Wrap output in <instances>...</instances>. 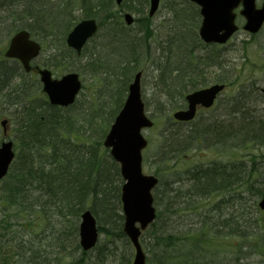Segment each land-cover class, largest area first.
<instances>
[{"label":"trees","instance_id":"1","mask_svg":"<svg viewBox=\"0 0 264 264\" xmlns=\"http://www.w3.org/2000/svg\"><path fill=\"white\" fill-rule=\"evenodd\" d=\"M147 2L148 0H134L128 1L127 6L124 5L126 10L136 13L138 18L135 23L141 28L140 32L132 35L131 31L121 26L120 31L113 35V28L109 26H120L121 22L114 16H110L112 23L110 22L106 27L107 32L111 38H117L120 44L109 52L106 51V40L96 36L83 48L82 55L77 57L74 52L66 48L63 42L68 31L57 25L53 7L60 6L61 9L74 11L75 7L80 5L78 8L83 10V17L91 18L103 12L109 14L111 10L108 5L99 0H49L50 12L38 16L33 21L28 15L26 0H0L1 7L6 8L9 16L17 11L18 15L12 16V19L17 22V27L27 29L33 36L38 37L41 43L49 44L51 50L49 58L41 65L48 68L52 66L61 74L79 64L76 67L80 74L86 81L92 78L96 84L93 90L94 97L87 95V86H85V94H82L73 106L61 109L50 106L47 99L39 93L38 88L34 94L33 90H30L29 96L24 94L26 88L30 89L33 84L37 86V82L31 76L25 75L18 63L7 61L0 63V104L2 102L17 104L15 109L17 112L13 113L17 126L13 128V131L18 150L11 167L10 177H6L0 184V201L10 207L14 206L13 209H16V212L12 214L15 216V222L20 226L24 228L26 224L39 223L43 226L44 235L48 234V237L52 235V241L60 245L65 244L67 249L77 246L75 238L78 232V216L86 209H90L95 216L100 233L103 230L101 224L109 226L111 232L118 230L121 233L122 215L119 214L121 178L116 163L111 159L108 150L103 148L102 142L109 125L122 107L127 95L128 82L134 74L142 71L144 75L151 71L157 82L160 96L168 100V103L163 102L168 106H164L162 101L157 102L159 111L165 109L174 111L183 107L184 96L187 93L204 85L203 76L206 74V67L212 66V60L208 61L210 62L208 64L200 54L201 43L196 36L200 17L194 4L187 0H165L163 4L166 9V19L162 21L163 27L159 26L156 31V28L150 27L148 24L150 20L145 16ZM74 19L78 21L76 17ZM150 32L154 33L151 36V42H149ZM127 39L129 40L126 41ZM169 42L171 48L167 44ZM165 50L172 52L174 61H168L169 53L164 56ZM157 53L161 54L159 58L164 56V59H159ZM213 57L218 58L214 53ZM164 61L172 66L170 74L166 77ZM71 62L73 65L70 64ZM192 63L201 68L199 73L191 69ZM198 78L200 82L194 84V80ZM17 79L19 86L15 91L14 87L17 85L10 87L13 86L11 83H15ZM226 82L229 85L233 83L231 71H228L224 80L222 79V83ZM24 83L27 87H24L26 86ZM197 84L198 87H196ZM96 99L102 102L98 103ZM167 121L170 125L175 124L171 116H168ZM229 127L230 129L237 127L236 132L255 134L256 138L251 140L252 143H264V136L257 135L258 130L264 127L261 119H253L249 116V118L238 120V124L230 123ZM67 132L71 134L66 135ZM210 134L213 135L212 138L216 136L213 131ZM158 136H161L162 142L170 148L167 154H172L174 149L182 148L179 155H183L187 150L185 144L177 141L174 131L166 132V129H162ZM218 140V143H222V138ZM209 141L212 142L211 139ZM64 152H69L66 156L74 162L70 173L68 170L52 171L49 167L39 164L40 157L46 154L52 162L55 154L63 155ZM229 165L218 164L215 168V164L212 163L207 166L206 171H219V169L228 168ZM232 167L235 168L232 173L234 177H241L247 169L246 163L242 161ZM251 168L258 173L255 167L250 166L249 169ZM255 182L256 180H252L250 184ZM27 198L31 200L30 204L26 203ZM114 213L119 215L118 223ZM246 220L244 225H249L250 230H254L255 221L252 224L250 218ZM155 223L151 227L153 231ZM153 235L155 250L150 251V264H172L171 259L174 257L168 256L172 247L170 246L167 250L168 241L171 238L167 235L158 242L156 241L158 236L154 232ZM5 242L3 246L7 249L4 253L7 255L13 242L7 240ZM159 245L164 246L166 256L158 253L156 247ZM19 250L23 255H18L17 261L21 264H48L41 258V252L38 250H29L28 246L24 247L23 244L20 245ZM1 259L0 264H9L6 257Z\"/></svg>","mask_w":264,"mask_h":264},{"label":"rangeland","instance_id":"2","mask_svg":"<svg viewBox=\"0 0 264 264\" xmlns=\"http://www.w3.org/2000/svg\"><path fill=\"white\" fill-rule=\"evenodd\" d=\"M122 10L124 11L126 9L124 8ZM165 11V6L161 5L155 17L148 23L150 27L153 29L156 28V31L159 26L163 27L162 21L166 19ZM4 14L5 12H3L0 16H3ZM80 14H82V11L77 13L78 16H80ZM14 15H18L17 11L14 12L13 15L8 16L6 19L0 21V63L5 61L9 62L8 59L2 56V54L7 47L6 44L9 38L14 34L15 30L19 28L16 26L15 20L12 19V16ZM100 15H97L95 19L100 20ZM133 17L136 18L134 14ZM237 23H239L240 26L243 25V21L240 17ZM106 24L107 23L104 22L103 26H106ZM121 26L122 28H126L131 31L133 35L141 31V28L136 23L133 26H129L128 28L125 27L124 21L121 20ZM153 34L154 33L150 32L149 42L152 41L151 36ZM139 35L141 36L142 33ZM34 39L36 41H41L38 37H34ZM48 45L49 44L47 42L42 45V51L40 53L41 55L38 58L36 65L44 63L49 58V53L51 50ZM200 51L201 55H206L205 49ZM221 51H223L220 59L222 64L221 69L218 67H206L207 69L205 72V79L207 81V86L215 83L218 78H225V76L228 74V71H231L233 83L231 85H226L225 91L217 98L214 108L205 111H198L194 121L189 123L190 125L180 126L173 124L175 127L181 128V130L184 131L185 129H190V127L187 128V126L195 127V125L203 122L209 116H217L220 118L222 117L221 113H223V111H227L231 108L234 101L233 98L241 96H244V98L247 99L245 101V103L248 104L246 107H252V116L258 115V117H260V113L262 109H264V28H262L260 32L253 36L244 33L240 29L235 33L233 38L224 44V48H222ZM208 52L210 53V50ZM70 64L73 65L72 62ZM76 66L78 67L79 64H76ZM76 66L71 67L69 71H77ZM203 66L204 65H202V67ZM49 67L57 77H61L62 74L68 72L64 71L60 74L57 70H54L52 66ZM31 78L38 82V77L32 76ZM88 82L93 84L92 89L94 90L96 84L92 78L88 79L86 84ZM141 82V93L143 102L146 104V113L154 121V125H152L151 129L143 131V136L147 139L148 145L142 152V170L146 174L156 175L158 180H160V184L157 186V190H155L156 192H154L153 195L156 213L158 214V224L161 226V221L163 219L165 220L161 194V192L164 190L165 184L167 183L171 185L174 190H184L185 186L189 183H182L181 178H183L186 172H188V168L192 169V167L199 164L207 167L213 163L216 166L215 168H217L218 164H221V166H228L229 164H239L241 161L245 162L247 165V172L243 173L241 177L236 176L239 178V180L242 178L244 183L241 182L240 186L238 185V187H236V191L239 193L243 191V195L249 193L252 200H255V206H257V202L259 201L260 197L255 195L254 189L252 188L251 190V187H249L247 183L249 181L251 183L252 180L256 179L257 181L259 179L264 181V143H252L250 139L246 140L245 143L243 142V144L236 145L232 142L229 143L230 139L228 138V142L226 141L227 143H225V140L222 139L224 143L217 144L218 140H212L215 139V137L212 138L213 135L210 134L211 131L208 130L209 132L207 131L205 134H203L200 139L195 140V142L192 144L193 148L185 150L183 155L178 156L177 160L166 161L165 158L163 159V156L165 155L164 150H169L170 148L165 147L166 144L162 142L161 136H158V133L162 131V129L173 131V125H170L167 121L168 116L172 115V111L167 109L164 111H159L157 102H159L160 92L159 88L157 87L154 74L151 71L143 75ZM11 84H13V86L10 88L16 86L18 84V79L15 81V83ZM38 85L40 92L41 87L39 83ZM0 107V121L3 119L8 121V133L6 137H4L3 133L1 132L0 126V142L1 140L9 139L13 141L15 140L13 128L16 125L12 115L14 106H9L8 104L2 102ZM231 115L236 118L239 117L236 114ZM221 119H224V117ZM217 135L218 133H216V136ZM206 138H209V140L211 139L212 142L207 141ZM161 161H163V163L160 165L159 162ZM250 166H253L258 170V176H256V174L251 175L249 173ZM227 197L228 196L226 194L211 195L209 198L204 200L202 198H195L194 200L197 201V204L190 203L188 205V203H185L182 212L178 213L181 223L185 227L184 229H179L187 230L189 227L193 229L196 227L194 232L197 231L200 233V236L192 234L186 239L182 238L181 241L173 240L172 243H176V245H178V248L176 249L177 255L179 254L182 256L184 253L190 255V251L195 250L197 251L195 254L196 256L197 254H200V252L202 253L199 258V263L264 264V212L262 213L259 209H257V207V213L255 214L254 218L255 221L257 220V229L249 230V232L246 233L247 236H237L235 233H232V229L228 228V225L223 224L221 221L226 217L231 216V212H240L237 203L232 209H223L224 206H222L219 214L217 213L216 215L209 216V219L213 218L211 222L210 220H207L209 224H199V221L203 217V213L200 214L202 210L209 209V207L213 206L217 202H220V200H225V203H229V199ZM179 201L181 202L182 200ZM233 202L235 201L232 200L229 204ZM13 207V205L10 207L5 202L0 201V237L5 231L8 232L11 237L13 236V243L12 246L9 247L10 250H8L7 255L4 253L5 249L7 248L3 246V244H6V242H1L0 239V262H2L1 258L6 257L9 260V264H21L20 261H17V256L23 255L19 250L21 241L24 247L28 246L29 250L36 251L38 248L43 252V249H45L46 253L50 255V258H54L58 252L61 253V256L58 258V261L61 264H112V262L113 264H127L126 260H124L125 258L129 259L128 264H131L132 262V247L130 246L128 238L122 235V231L120 236H118L116 233H113L111 238L108 239L109 241L107 243L103 241L104 252L106 255H108V257L99 255L97 250H92L90 253L82 255L81 250L79 252H75L73 249V253L68 255V252L64 250V246H62V251L59 250L60 244L51 240L52 235L48 237V234H43V226H40L39 223H35L34 225L26 224V226L23 228L17 222H15V216L12 213H15L16 209H13ZM114 215L116 223H118L119 215H116L115 213ZM216 220L218 221L219 226ZM218 229H222V231L218 232ZM101 234L99 235L98 244H100L102 240ZM33 235H36L37 237L33 238ZM142 236L144 240H141V247H143V251L147 257V263L150 264V257L145 246L152 244L151 237L148 235L147 231H145ZM105 249L108 252H106ZM204 250L205 252L203 253ZM174 251H171L170 254L174 255ZM183 257L184 260L182 263H189L187 261L188 258L185 256ZM190 257L192 258L191 255ZM23 261L26 262V260Z\"/></svg>","mask_w":264,"mask_h":264},{"label":"bare ground","instance_id":"3","mask_svg":"<svg viewBox=\"0 0 264 264\" xmlns=\"http://www.w3.org/2000/svg\"><path fill=\"white\" fill-rule=\"evenodd\" d=\"M26 1H27L26 4H27L28 15L30 16V19L33 21L38 16H42V15L50 12L49 0H26ZM99 1L103 2L105 5H108V7L110 8L111 11L109 14L103 12L99 16L100 20H97V19H95V17H93V19L96 22L97 28L99 30H97L92 35V37L94 38L96 36H98V37L101 36V39L106 40V42H107L106 51L110 52L116 45L120 44V41H118L117 38H111L107 32L108 29H106V27L109 26V23L112 21V18H110V16H114V18L119 20V22H121V20L122 21L125 20L124 16L126 14L129 15V17H131V20H133L134 22L138 17L136 15V13L130 12L128 10H124V11L122 10L125 7L124 5H126V6L128 5V1H134V0H128V1L121 0L119 3H117L116 0H99ZM147 4H148V2H147ZM1 6H2V4L0 3V15H2L3 12H5V14L3 16H0V21H2L3 19H6V17L9 16L8 12H6V8L1 7ZM79 6L80 5L76 6L75 7L76 9L74 11H72L70 9L69 10L68 9H61L60 6L53 7L54 15L56 17V20L58 21L57 25L61 26L63 28H66L68 31V33L64 37V40H63L64 43H65V40H66L68 34L70 32H72V30L76 26H78L79 22L83 19L82 14H80V16L77 15V13L79 11H82V13H83L82 9L79 10V8H78ZM115 9H118V10H115ZM147 10H148V5H147L146 10H145V16H146ZM133 14L135 15L136 18L133 17ZM74 16L78 19V21H76V19H74L75 18ZM15 22H16V20H15ZM104 22L107 23L106 26H103ZM16 24H17V22H16ZM120 27H121V25L120 26L119 25L114 26V27L109 26V28H113V30H112L113 35H114V33H117L120 31ZM128 40L129 39H127L126 41H128ZM167 44L170 45V48H171L170 42ZM161 48H163V47H161ZM164 49L165 48H163V50ZM164 52H165L164 56H167V54L169 53L166 50ZM160 53H161V51H160ZM157 56L159 58L161 56V54L158 55V53H157ZM164 56H163V58H159V59H164ZM7 59L10 63H15V64L19 63V59L17 57L15 58V57L7 56ZM168 59H169L168 61H170V60L174 61L175 60L172 52L169 53ZM164 62H165V64L163 65V68L165 70V73H166L165 77H166L167 75L170 74V69L172 68V66H171V64H168V62H166V61H164ZM195 65L196 64L193 65V63H192L191 69L193 68V69H195L196 73H199L201 68H199L198 66L196 67ZM74 71L76 74L79 75V82H80V84H79L80 88L79 89L80 90L75 95L76 97L70 106H73V104H75L79 100L81 95L85 94L84 93L85 86H87V95L89 97H94L93 89H92L93 84H90V82H88L86 84V79L82 74H80L79 70L77 69V71L76 70H74ZM205 78L206 77L204 75L203 76V82L205 81V83H207ZM198 82H200L199 78L197 80H194V84H196ZM24 85H26V84L24 83ZM18 86L19 85L14 87L15 91H17ZM198 86L199 85L197 84L196 87H198ZM24 87H27V85ZM199 87H201V86H199ZM37 88L38 87L33 84L30 89L26 88L24 94L26 96L31 95L30 90H33V94H34L36 92L35 90H37ZM37 94H38V92H37ZM11 96H13V95H11ZM96 100L98 101V103L102 102L100 99H96ZM233 100L234 101H233L231 108L229 110L223 111V113H221L222 117H224V119H221L222 117L218 118L217 116H209L203 122L199 123L198 125H195V127L194 126H187V128L190 127V129H185L184 131L181 130V128L175 127V125H173L172 130L174 131V136L177 135L176 136L177 141H179L182 144H185L187 149L193 148L192 144L195 142V140L200 139L201 136L203 134H205L208 130L213 131L215 133H218L217 136H214L215 139L222 138L225 140V143L228 142V138L230 139L229 143L232 142L236 145L242 144L245 140H250V139L255 140V138H256L255 134H251V133L247 134L245 132H240V131L236 132V131H238L237 130L238 128L234 127V129L233 128L230 129L229 124L230 123H237L238 124V120H243V118H249V116L253 119H256V118L258 120L261 119V121L264 122V109H262V111L260 113V117H258V115L252 116V111H253L251 109L252 107L251 106L249 108L246 107V105H248V104L245 103V101L247 99H245L244 96L235 97V98H233ZM159 101L160 102L162 101L161 103H163L165 101L168 103V100L162 96H160ZM48 104L50 106H53V107L61 108L60 106L50 104L49 102H48ZM163 104H165L164 106H168L166 103H163ZM8 105L14 106V108H13L14 111H12V115H13V118L15 121V117H14L13 113L17 112L15 110L17 104H8ZM0 110H1V107H0ZM231 114H236L239 117L236 118V117L232 116ZM196 116H195V118H196ZM244 121H247V120H244ZM2 122H4V121L3 120L0 121L1 132L3 133V135H6L7 127L5 126V124L3 127L1 124ZM189 123H191V122L190 121L175 122V124L180 125V126L190 125ZM24 125H27V124L24 123ZM16 126H17V124L15 125V127ZM261 128L262 129L258 130V132H257V135L259 137L264 136V127H261ZM167 131L171 132V131L166 129V132ZM70 134L71 133H68V132L66 133V135H70ZM14 139H15V133H14ZM206 139H207V141H209L208 140L209 138H206ZM4 141L5 140H1L0 146L3 144ZM9 141L12 143V151H13L14 157H13L12 161L10 162L9 169L7 170L6 174L4 175L5 177L3 178V180L6 177L7 178L10 177V174L12 172L11 167L13 166L12 164L15 161L16 156H17V152H18V150L16 149L17 143H15V140H13L14 141L13 142L11 139H9L7 142H9ZM221 142L224 143V141H222V140H221ZM217 144H219V143L217 142ZM165 147H167V146H165ZM164 151H165V155L163 156V159L165 158L166 161H174V160H177L179 153L182 152V149H177V150L174 149V152H172V154H166L167 150H164ZM68 154H69V152H64L63 155H60V153L55 154V156L52 159V162H50V157H48V155L46 154L43 157H40L39 164H42V166H44V167H49L52 171H54V170H60V171L68 170L69 171L68 173H70V172H72V166H73L74 162H72V160L66 156ZM61 159H63L64 165H63V163H61ZM160 163L161 162H159V164ZM199 165L201 167L196 165V166L192 167V169L188 168V172H186L184 177L181 178L182 183L183 182L185 184L189 183L185 186L184 190H177V189L174 190V188L171 185H169L167 183L165 184L164 190H163V192H161L162 202H163L162 207H164V213H165L164 218H165V220L163 219L161 221V226L158 224V221H157L155 223L156 225H155L154 231L150 230L148 232V235H150V237H151L152 244L145 246V248H146V251L149 254V256H150V251L152 252V249H154V246H153L154 245L153 244L154 243L153 232H154V234L158 236V238H156V241H158V242H161V238H166L167 235H169V237L171 238L168 241L169 246L167 247V250L169 249L170 246L172 247L171 251L175 250L174 255L170 254L171 251L168 253V256H171V258L174 257L171 259L172 264H208L206 262L199 263L200 262L199 258H200V255L202 253L200 252V254H197V256H196L195 254L197 251H195V250L190 251V255L192 256V258L187 253L182 254V256L179 254L177 255L176 249L178 248V245H176V243H172L173 240L174 241H181L182 238L186 239L187 237H189V235H192V234L200 236V233H198L197 231L194 232V229L196 230V227H194V229L189 227L187 230H180V229H184L185 226L182 225L178 213L182 212V209L184 208L185 203H188V205L190 203L197 204V201L194 200L195 198L196 199L202 198L204 200L206 198H209V196H211V195L226 194L228 196L227 198L229 199V203L232 200H234L235 202L229 204V203H225V200H220V202L215 203L213 206L209 207V209L202 210L200 212V214L203 213L202 214L203 217L199 221L200 222L199 224H204V225L209 224L207 222V220H210V222L213 220V218L209 219L210 215H216L217 213L219 214V211H220V209H222L221 208L222 206H224L223 209H230V208L232 209L233 206H235L237 203L238 208L240 209V212H231L232 214L229 213V214H231V216H228L224 220H221V221L223 222V224L228 225V228L232 229V233H235L237 236H239V237L247 236L246 233L249 232L250 227H249V225H244V224L247 221L246 220L247 218H250V220H252V224L254 223V221H255L254 218H255V214L257 213V209H256L255 202H254L255 200H252L251 195L249 193H246L245 195H243V193H244L243 191H241L240 193L236 191L237 190L236 187H238V185L240 186V183L243 182L242 178H240V180H239L238 177H234V174H232V173H234L235 168H233L232 166L229 167V169L228 168L219 169V171H210V170L206 171L207 167H204L202 164H199ZM247 184H248V186H250L251 188L254 189L255 195L257 197L263 196V194H264V190H263L264 181H261L260 179L257 181V179H256V182L254 184H250V182H248ZM230 190H232V191H230ZM248 194H249V196H248ZM36 196H37V194H36ZM179 200H182V201L180 202ZM26 203L27 204L31 203L29 198H27ZM35 206H36V204L34 205V207ZM34 207H32V208H34ZM82 214L83 213H80V215L78 216L79 217L78 221H80V222L82 221V217H81ZM217 223H218V221H217ZM101 226L103 227V230L101 232L102 233L101 234L102 240H101L100 244H97V247H95L94 250H97L99 255H101V256L103 255L104 257H108V255H106L104 252V248H103L104 242L107 243L109 241L108 239L111 238L113 233H116L118 236H120L121 233L118 230H113L111 232V229L109 228V226H106V224H101ZM218 226H219V223H218ZM218 228H220V227H218ZM166 230H168V231H166ZM217 231L221 232L222 229H218ZM35 237H37V236L33 235V238H35ZM0 239H1V242H4L5 240L10 241V242L13 241V238L11 237V235L6 231L3 233V235L0 237ZM141 240H144V238H142ZM21 244H23L22 241H21ZM62 246H64V250L66 252H68L67 253L68 255L70 253L71 254L73 253V249L75 250V252H79V250L75 247H69L67 249V247H65V244H61L59 250L62 249ZM206 247H207V245H206ZM156 249L158 250V253L160 255L166 256V254L164 253V246L163 245H159L158 247H156ZM203 249H205V248H203ZM37 250L40 251V249H38V248H37ZM105 251L108 252L106 249H105ZM40 252H41V258L45 259L48 264L60 263L58 261V258H59V256H61V253L58 252L54 258H50V255L48 253H46L45 249H43V252L42 251H40ZM204 252H205V250L203 251V253ZM166 253H167V251H166ZM183 256L188 258V259L187 258L186 259L189 263H182L184 260ZM132 258H133V248H132ZM124 260H126L127 264L129 263V259L125 258ZM112 264H113V262H112Z\"/></svg>","mask_w":264,"mask_h":264},{"label":"water","instance_id":"4","mask_svg":"<svg viewBox=\"0 0 264 264\" xmlns=\"http://www.w3.org/2000/svg\"><path fill=\"white\" fill-rule=\"evenodd\" d=\"M119 3L121 0H116ZM199 7L201 16L198 36L205 43L224 44L237 30L234 23L235 8L241 5L239 11L245 19L244 30L256 33L264 23V2L260 8H256V0H190ZM159 0H149V16L153 15L158 8ZM126 23L132 22L129 15L124 16ZM97 31L95 20H83L70 32L66 38L68 47H72L78 54L82 46ZM9 48L4 56L17 57L22 66L28 72L30 59L38 56L39 45L29 39V33L20 31L9 42ZM42 83L43 92L49 99L50 104L57 106L71 105L75 95L80 90L79 75L76 73L66 74L60 80L53 79L46 69L38 71ZM141 72L134 76L128 86L127 98L117 117L110 126L105 136L103 146L110 149V155L119 164V171L125 183L121 188L122 211L125 216L123 223L124 233L129 236L135 248L133 264H145V258L138 237L140 230H144L155 219L152 207L151 188L157 183L156 178L142 174L141 150L147 144L142 137L141 130L150 128V122L144 112V104L141 101L140 93ZM222 86H212L204 90H198L185 97L188 106L183 111L173 113V117L179 121H189L195 115L197 105L204 108L213 103V99ZM4 127L6 122L1 123ZM14 157L12 143L3 142L0 146V180L3 179L9 169L10 162ZM264 210V199L259 203ZM82 221L79 224L80 246L84 251L90 250L97 241V227L93 216L88 212L82 214ZM135 223L140 225V229Z\"/></svg>","mask_w":264,"mask_h":264}]
</instances>
